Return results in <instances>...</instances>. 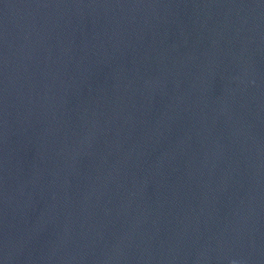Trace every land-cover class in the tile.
Segmentation results:
<instances>
[{
  "label": "water",
  "instance_id": "1",
  "mask_svg": "<svg viewBox=\"0 0 264 264\" xmlns=\"http://www.w3.org/2000/svg\"><path fill=\"white\" fill-rule=\"evenodd\" d=\"M0 264H264V0H0Z\"/></svg>",
  "mask_w": 264,
  "mask_h": 264
}]
</instances>
